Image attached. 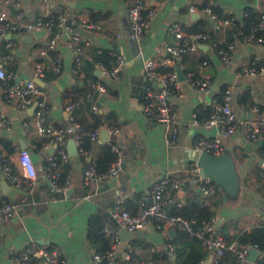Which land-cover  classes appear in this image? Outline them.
Returning a JSON list of instances; mask_svg holds the SVG:
<instances>
[{
  "label": "crops",
  "instance_id": "crops-1",
  "mask_svg": "<svg viewBox=\"0 0 264 264\" xmlns=\"http://www.w3.org/2000/svg\"><path fill=\"white\" fill-rule=\"evenodd\" d=\"M131 3L132 0H0V11L8 17L18 11L26 20L63 15L99 26L98 31L82 27L74 31L83 46L81 60L84 62L91 60L93 53L102 54L104 51L111 58L121 56L125 60L116 78L104 76L100 71L101 65L95 64L93 74L102 81L107 93L91 100L97 106V112L110 117L96 130L97 139L91 140L86 154L77 151L76 155H72V137L67 138L64 150L68 159L60 165L61 170L67 168L71 182V188L66 193L56 192L43 175L44 165L48 157L55 154L56 146H46L45 143L37 146L41 137L32 128L24 126L25 122L30 124L33 121L32 108L24 111L17 108L14 102L7 101L0 81V117L10 122L9 127L0 129V137L5 138L13 149L8 153L0 145V204L7 201L15 207V214L0 223V264H15L18 255L26 251L36 254L41 245L56 248L67 264H98L92 257V250H101L106 246L99 241L93 243L91 235L100 233L110 208L121 200L129 213L137 214L140 201L149 200L152 185L164 174L180 181V189L173 194L174 200L181 203L179 209L210 210L216 229L226 242L234 241L242 232L264 227V178L260 175L264 172L262 140L259 139L261 144H258L259 140L249 142L241 133L222 139L220 154H226L231 159L235 183L232 191H226L221 184L212 181L215 192L211 196H205L201 191V168L197 165L199 154L192 148L199 140L216 136V128L193 126L192 120L208 117L213 100L220 99L225 89L231 92V109L236 115L243 119L264 120L258 112L251 111L253 106L264 105V74L252 77L244 76L240 71L252 62L264 64V45L238 39L227 62L212 46L213 43L220 46L227 42V34L233 30L235 20L242 22L251 13L261 19L264 0H146V7L153 8L155 14L140 44L132 43L129 38L127 10ZM190 7L209 8L215 13L214 7L224 17L222 19L229 18L232 22L215 31L211 28L208 15L193 13ZM203 23L205 26H202ZM176 27L184 34L180 40L182 44L189 42V35L193 34L190 30L194 28L205 27L206 33H212V37L200 44L197 50L182 55L172 66H179L183 73V78L177 79L183 96L170 98L178 130L177 141L171 145L167 143L164 127L147 120L139 105L150 88L143 65L147 60L158 64L164 60L166 47L177 41ZM64 35L62 33L56 45L63 68L54 77L46 78H34V64L40 63L43 70L50 68L53 57L46 47L49 34L44 30H35L29 34L4 36L14 44L8 50L14 81L24 82L34 78L48 104L47 123L62 128L69 123L64 116L67 113L66 100H63L62 93L75 84L78 76L73 72L75 54L66 48ZM137 52L141 53L140 57ZM3 61L5 51L0 45V63ZM189 75L201 81L207 78L209 87L204 91L198 90L191 84ZM157 87L153 83L151 88ZM73 110H76V118L84 127L90 125L88 105L83 104L78 109L73 106ZM249 114L252 117L249 118ZM101 128L109 130L107 142L100 139ZM89 133L83 132L87 136ZM110 141L123 150L121 171L113 178L86 184L84 170L93 165L103 152V144ZM22 149L30 153L37 174L32 186H28L27 179L20 176L17 187L2 172L1 157H4L14 172L21 174L18 154ZM194 166L199 167L198 172L192 170ZM111 227L116 229L113 223ZM118 235L122 241L116 252L118 264L127 247L133 249L129 264H139L148 258H152L155 264H167L153 257L158 253V257L167 255L174 260V251L170 254L167 247L173 246L175 250L182 234L172 236L166 229L159 230L150 223L132 233L118 229ZM230 254L222 257L220 264H232ZM209 256L207 251L206 259ZM262 258L260 254L254 262H249L246 257L243 264H256Z\"/></svg>",
  "mask_w": 264,
  "mask_h": 264
},
{
  "label": "built area",
  "instance_id": "built-area-1",
  "mask_svg": "<svg viewBox=\"0 0 264 264\" xmlns=\"http://www.w3.org/2000/svg\"><path fill=\"white\" fill-rule=\"evenodd\" d=\"M191 12H202L208 15L211 22V28L215 31L232 22V19L219 18L209 8L197 9L190 7ZM155 14V10L151 7H146V0H132L131 5L127 10V20L129 22V38L135 44H140L143 41L144 35L149 28L150 21ZM0 45L4 43V48L11 50L14 46L13 42L7 41L4 36L11 33L29 34L35 30H44L49 34L47 41V49L57 51V42L61 40L62 33H65L68 38L65 41V46L75 54L73 72L78 75V66L81 62V54L83 46L79 35L74 31L76 28L82 27L85 29L100 30L99 26L90 24L83 19L66 17L58 15L56 21L54 18L37 17L35 19L26 20L21 12H16L12 17H8L5 12L0 11ZM58 27L55 30L54 27ZM175 37L177 41L166 47V55L161 63L154 60H147L143 65V71L146 79L152 84H161L156 89H147L143 100L140 102L139 109L149 121H155L161 124L166 134V140L169 144H174L177 141L178 130L176 127V114L171 103L172 96L182 97L179 83L175 73L161 74L157 71L159 67H172L180 57L188 52H193L198 49L200 44L205 43L209 36L207 33H193L189 35V42L182 44L180 40L183 38V32L176 27ZM258 30L262 32L261 36H256L255 33L248 35L241 31L234 33V38L227 41L224 47H213L220 55L224 62L230 58V52L233 50L236 40L253 42L264 45V15L258 24ZM140 57L141 53L137 52ZM9 53L5 55V61L0 63V81L2 91L5 98L9 102H14L16 107L21 110L33 108L32 123H24L26 128H32L33 131L40 137L48 139L45 145L56 146V152L50 155L44 165V179L56 192L66 193L71 188L69 175L66 174L63 181L60 182L62 171L60 165L68 159V154L64 150L67 138L71 135L79 154H86L87 151L80 147L81 144V127L74 120L72 115L73 105L65 106V111L69 115L68 125L64 128L54 127L47 123L48 104L46 102L43 91L38 86L34 78H42L44 76L42 65L38 62L34 64V78L24 82H15L14 75L11 71L12 65L10 62ZM125 60L121 56L115 58V64L111 70L100 67L101 74L116 78L124 66ZM63 68L62 58L57 51L53 58L50 69L54 73H59ZM241 74L244 76H257L264 74V64L252 62L251 65L242 67ZM191 84L200 91L206 90L210 81L194 79L189 75ZM95 90L99 94L106 95L107 90L101 82L93 84ZM87 98H91L90 94ZM91 110L97 112V106L92 105ZM251 111L258 112V108L253 106ZM9 120L0 117V129L9 127ZM193 126H202L205 128H216L218 130L213 138H204L192 145L196 154L206 152L212 155H219L222 150V139L231 136L235 133H241L249 142H257L261 134L264 133V120L262 119H243L236 115L231 109V92L225 89L220 99H215L212 102V110L206 118H193ZM115 132L117 130H114ZM98 133L96 130L89 133L91 140H96ZM110 150L114 154V160L105 172H97L94 166L89 165L83 172L84 182L93 184L97 180L115 177L122 169L123 150L115 143H110ZM2 159V172L8 177L15 186L20 185V176L27 179L28 186L35 184L37 174L34 168V163L30 153L26 149H22L18 154L21 174H17L8 162V159ZM193 171L198 172L199 167L194 166ZM264 178V172L260 173ZM201 191L205 196H211L215 192V187L211 179L202 177ZM180 181L178 178L164 174L159 177L151 187L149 200L140 201L139 212L137 214L129 213L123 206L121 200L117 201L108 211V219L100 228V233L106 241V248L92 250V257L98 264H118L116 252L121 246V239L118 235V229H125L132 233L136 230L145 228L148 224L153 223L157 229L168 230L171 228L179 229L187 233L189 236L199 239L204 248L210 252L209 260L205 259L201 263L220 264L221 258L225 251H231L239 264H243L246 260L250 247H239L235 242L228 243L223 236L217 231L215 221L199 222L195 218H185L179 214H173L172 208L179 209L181 203L174 200V192L180 189ZM15 214V207L10 202H2L0 204V223L11 218ZM111 223L116 225V229L111 227ZM255 248V247H254ZM171 254L174 251L173 246L167 247ZM154 252V249L150 250ZM264 257V252H261ZM133 257V249L127 247L123 250L120 264H129ZM15 264H67L64 257L60 255L58 250L49 245H41L36 254L31 252H23L15 258ZM139 264H155L152 258H148Z\"/></svg>",
  "mask_w": 264,
  "mask_h": 264
},
{
  "label": "trees",
  "instance_id": "trees-1",
  "mask_svg": "<svg viewBox=\"0 0 264 264\" xmlns=\"http://www.w3.org/2000/svg\"><path fill=\"white\" fill-rule=\"evenodd\" d=\"M213 11L217 14V16L224 18L220 15L219 11L213 7ZM58 15H50L48 16L49 18H54L56 21ZM260 21V17L251 13L248 14L247 17L243 19L242 22L239 20H235L234 25H233V30L228 32L227 34V41H230L234 38V33L236 31H241L243 34L248 35L250 33H255L256 36H261L262 32L258 30V24ZM204 24V25H203ZM202 26H205V23H203ZM1 25V22H0ZM55 30L58 29V27H54ZM191 33H206L205 27L202 28H194L190 30ZM208 34V33H207ZM212 33L208 34L209 39H211ZM225 44L220 45V47H224ZM4 48V43L1 45V49ZM5 55L8 54V50L4 48ZM52 57L54 58L56 55L57 51H51ZM53 60V59H52ZM108 62H112V64H108ZM99 63V65L103 66L107 70H111L115 64V58H111L106 54V52H102V54H96L93 53L92 59L84 62L81 60L80 65L78 66V76L76 77V82L75 84L68 88L65 89L62 93V98L63 100H66V105H73L78 109V107H82L83 104L88 105L89 111L88 115L90 117L91 122L89 123V126L82 125V122L76 118V110L72 112V115L74 117V120L80 125L81 127V144L80 147L88 151L90 150L91 147V139L89 136L83 134V132H91L94 130H97L98 127L101 125L105 124V119L110 117V115H102L99 112H93L91 110V106L93 105L92 103V94L95 90L93 84L96 82H101L97 77L94 76L93 70L95 68V64ZM13 68H11V71ZM158 72L161 74H170L174 73V68L173 67H159L157 69ZM44 76L43 78L47 76H52L54 77L58 73L52 72V70L49 68L48 70L44 69ZM82 83V85H81ZM103 84V83H102ZM152 87V83L150 82V88ZM155 89V88H151ZM224 91V90H223ZM90 94L91 98H87V95ZM223 94V93H222ZM145 96V95H144ZM144 98V97H143ZM143 100V99H142ZM258 108V113L264 117V105H259L256 106ZM71 136V135H70ZM260 139L263 142V146L261 147V150L264 151V133L261 134ZM48 139L45 137H41L37 141V146L41 147L45 142H47ZM113 141H110L106 144H103L102 149L103 152L102 154L97 158V160L93 163L92 166H94L95 170L97 172H105L111 162L114 160V154L110 150V143ZM114 143V142H113ZM0 145L3 146V149H5L6 152L11 153L12 148L9 147V142L5 139L0 137ZM62 176L60 178V182L63 181L64 176L67 174V168L64 167L62 168ZM171 212L173 214H179L185 218H195L199 222L201 221H209L212 219L213 214L210 210L202 208V209H197L193 208L190 210H180V209H175L172 208ZM91 239L93 243H96L97 241L103 242L104 247L106 246V241L104 237L102 236L101 233L91 235ZM179 244L177 247H175L174 253H175V259L171 260L167 255H162L158 257V253L154 255V259H160L167 264H201L203 260L206 259L207 256V250L204 248L202 242L192 236H189L187 233L183 232L181 237L179 238ZM235 242L239 247H248V246H255L258 248L260 251L264 252V227L263 228H258V229H253L249 232H242L236 238L234 241H229L228 243ZM232 253L231 251H225L223 256L224 257L226 254ZM232 264H239L235 254L232 253ZM162 264V263H161ZM256 264H264V258L259 259Z\"/></svg>",
  "mask_w": 264,
  "mask_h": 264
},
{
  "label": "water",
  "instance_id": "water-1",
  "mask_svg": "<svg viewBox=\"0 0 264 264\" xmlns=\"http://www.w3.org/2000/svg\"><path fill=\"white\" fill-rule=\"evenodd\" d=\"M64 38L67 39L68 36L64 35ZM131 42L134 43L132 40ZM174 69L177 79L181 80L183 78V73L181 72V69L179 68V66H175ZM155 85L158 87L161 86V84H155ZM98 96H99V92L97 90H94L92 94V100L97 99ZM102 99L105 100V97H102ZM64 116L66 119H68L69 117L67 113ZM248 116L250 118L252 117V114H249ZM99 135L102 142H107L109 138V130H107L106 128H101L99 131ZM70 144L72 146V155H76L77 148L75 146L73 139L70 140ZM258 144H261V140H259ZM262 163L264 167V162L262 161ZM197 165L201 168L200 175L202 177H207L211 179L213 182L221 184V186L226 191L233 190L235 183V172L231 159L226 154L212 155L203 152L198 157ZM122 230L123 232L125 231L128 232L125 229ZM167 231L172 236L181 235L183 233L181 230L174 228L168 229ZM260 254L261 251L259 249H255L252 246H250V250L247 255V261L254 262Z\"/></svg>",
  "mask_w": 264,
  "mask_h": 264
}]
</instances>
